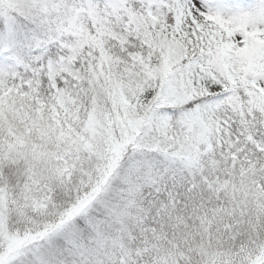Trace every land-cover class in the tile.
Segmentation results:
<instances>
[{"label": "snow or ice", "instance_id": "snow-or-ice-1", "mask_svg": "<svg viewBox=\"0 0 264 264\" xmlns=\"http://www.w3.org/2000/svg\"><path fill=\"white\" fill-rule=\"evenodd\" d=\"M0 264H264V0H0Z\"/></svg>", "mask_w": 264, "mask_h": 264}]
</instances>
